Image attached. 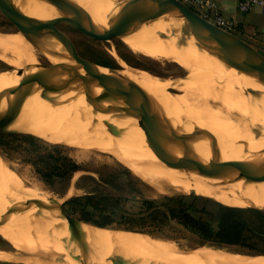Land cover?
<instances>
[{
    "label": "bare ground",
    "instance_id": "1",
    "mask_svg": "<svg viewBox=\"0 0 264 264\" xmlns=\"http://www.w3.org/2000/svg\"><path fill=\"white\" fill-rule=\"evenodd\" d=\"M73 1L99 25L107 26L115 19L128 27L132 32L119 39L135 56L159 63L170 61L185 72L183 77L172 79L123 64L117 70L126 83L140 86L154 100L178 132L187 133L194 128L208 131L216 140L215 158L236 162L239 177L247 170L241 163L244 160L250 159L256 165L260 161L264 163V86L215 57L210 38L203 40V35H193L183 19L175 16L164 15L147 21L150 11L140 0ZM15 3L43 27L48 38L41 41L46 47L62 52L56 38V10L41 0H15ZM0 12L3 13L1 6ZM9 35L10 54L7 48L4 50L8 56L2 49L5 42L0 49L4 53L0 52L7 57L0 58L5 57L4 62L13 68L0 71V111L10 103L12 91L19 86L22 76L36 70L41 58L19 31ZM45 58L51 63L74 64L48 54ZM118 62L121 64V60ZM100 71L108 72L101 66ZM62 79L60 90L47 94L50 100L40 97L39 92L27 96L9 128L34 134L52 144L79 149L74 153L76 158L109 150L114 159L160 194L193 191L227 205L261 207L264 204V181H247L236 178L238 175L209 178L166 165L149 147L136 118L117 112H100L89 103L79 83L64 75ZM166 88L178 93L171 94ZM19 90L25 92L28 87ZM96 92H100V88ZM189 146L198 160L211 159L207 136L193 139ZM165 147L167 152L180 156L178 147L169 144ZM76 192L71 182L62 197ZM50 196L30 182L24 171L0 156V236L12 248L11 253L0 250V261L111 264L113 258V264H134L138 260L143 264H264L263 253L204 245L179 250L173 240L144 233L95 227L83 222L79 226H68L58 209L52 206ZM28 199H35L40 209L31 206ZM8 214L13 217L4 222L2 215ZM80 230L87 244V262L76 254Z\"/></svg>",
    "mask_w": 264,
    "mask_h": 264
},
{
    "label": "water",
    "instance_id": "2",
    "mask_svg": "<svg viewBox=\"0 0 264 264\" xmlns=\"http://www.w3.org/2000/svg\"><path fill=\"white\" fill-rule=\"evenodd\" d=\"M41 1L51 5L57 12L55 30L58 33L56 38L62 46V52H56L46 47L41 41L43 38H48L43 27L35 18L23 13L17 7L15 0H0V6L3 9V13H0L8 19L16 31H19L34 46L40 57L46 59V63L40 62L38 66H35L36 70L22 76L19 80V86L15 91H12L13 96L10 103L6 105L3 111H0V133H22L10 129L9 126L20 112L26 97L33 92H39L40 97L50 100L47 94L60 90L64 75L84 88L89 103L100 112H117L136 118L138 125L144 131L149 147L166 165L196 172L209 178L238 175L236 162L219 161L215 158L217 148L213 135L206 130L197 128L187 133L178 132L177 127H173L154 100L140 86L126 83L122 75L117 72L118 69L103 66L80 55L73 41L58 28V25L70 27L86 37L102 43L112 42L114 39H119L120 36L129 34L132 31L128 27L115 19L109 21L107 26L99 25L84 8L73 0ZM140 2L150 11L147 21L164 15L182 18L193 35H203V40L205 37L212 40L214 56L221 62L240 73L254 77L264 86V54L252 44L235 33L223 30L205 20L179 0H140ZM132 9L133 7H129V10ZM45 54L66 58L74 64L67 62L51 63L45 58ZM100 66L107 68L108 72L100 71ZM25 86L28 87L27 91L19 90ZM97 88H100V92H96ZM201 136H207L210 140L212 157L207 162L195 158L189 146L190 141ZM168 144L178 147L181 150L180 156L167 152L165 146ZM241 163L247 167V170L243 177L238 175L236 178H243L252 182L264 181L263 162L260 161L256 165L247 159ZM207 198L214 199L212 197ZM28 202L31 206L40 209L35 199H28ZM51 203L58 209L60 217L66 220L68 226H79L80 222L87 223L66 211L63 203L55 199H51ZM235 207L254 209L264 213V204L261 207L251 204ZM4 218L6 216L2 219L4 220ZM78 249L80 259L87 262L88 249L82 231ZM112 262L115 263V259L112 258Z\"/></svg>",
    "mask_w": 264,
    "mask_h": 264
},
{
    "label": "rangeland",
    "instance_id": "3",
    "mask_svg": "<svg viewBox=\"0 0 264 264\" xmlns=\"http://www.w3.org/2000/svg\"><path fill=\"white\" fill-rule=\"evenodd\" d=\"M58 28L73 41L80 55L94 62L106 60L110 65L109 68L112 67L115 69H120L123 64L126 66L128 65L130 67L148 71L156 75L157 77H171L173 79L178 77L180 78L185 75V72L173 62L165 61L159 63L142 56H135L128 48V46L124 44L120 39H114L112 42L102 43L94 41L70 27L59 24ZM11 32L13 33L17 31L15 30V27L8 21V19H6L5 16L0 13V41L2 42H0V49L2 48V44L6 42V44L3 45L2 49L5 52V55L7 54V56L8 53L10 54L9 50L11 49L9 46L10 42H8L11 40L9 37V34H11ZM6 34H8L9 36ZM235 34L238 35L237 33ZM6 48L7 50L9 49L8 53H6V50H4ZM3 51L1 52L4 53ZM113 52L114 54H112ZM261 52L264 54V50H262ZM2 53L0 56H5L2 55ZM5 57L4 59L0 58V71H4L5 69H9V67H11L8 63L4 62ZM118 59L121 60V64L118 62ZM40 62L46 63V59L41 57ZM167 89L168 88H166V91L171 94L178 93V91L174 89ZM10 134L15 136L6 137L3 139L5 142L0 144V156L5 159L11 166L24 171L25 177L30 182H33V184H36L41 191L49 194V196L51 195L53 197L51 199L61 200L60 203L63 204L70 198L81 196L84 194H93L97 198L104 195L120 197L123 211H118V214H121L122 212L136 211L138 209V202L136 201V199L157 198L162 195H197L199 196L196 199L197 206H205L211 211H215L216 209V205L214 203H219V201L217 200H209V198H207L206 196L195 194L196 192L193 193V191H185L182 193L169 192L166 194L157 193L153 191L149 185L133 175L127 168H125L121 163L114 159L113 156L109 153V150L98 155L93 153L95 155L88 154L89 156L86 155L85 157L76 158L74 153L79 152V149H76L72 146L52 144L35 136L34 134L29 133ZM23 136H30V138H24ZM107 145L112 148L109 143ZM63 158H67L77 164L78 170L72 172L69 176L58 173V171L62 170L59 169V166H61ZM36 168L42 173L40 174L36 172ZM71 178H73V180ZM69 181L70 183L72 182L73 186L77 189V192L75 193V195L63 199L66 190L70 186ZM1 205L4 206L5 203ZM63 207L65 210H68L70 205H63ZM18 211L20 212L21 210L18 209ZM69 213L74 217L80 219L78 210H69ZM10 214L2 215L3 217L6 216V218H4L3 220L4 222L10 221L9 219L12 216ZM87 224L93 226L89 223ZM34 225L35 224H33V227ZM107 228L125 230L115 226H110ZM147 229L150 230L151 233L131 230L126 231L144 233L151 237L168 239L170 241L173 240V243H175L177 249L179 250H187V248L197 245H204L208 246L209 248L217 249H235L239 251L242 250L248 253H254L252 252V249L254 248L264 250V240L254 238L247 240V244H249V246H223L227 248H218L215 246H211L203 243L197 235L189 231L186 227L178 224L176 221H170L161 227L157 226ZM0 250L7 253H11L12 251V248L5 242V240L1 236ZM76 254L78 255V257L80 256L79 252H76ZM59 259V262L63 263V259ZM110 262L111 264H113L112 261ZM11 264L26 263L12 261ZM134 264L143 263L138 260L134 262Z\"/></svg>",
    "mask_w": 264,
    "mask_h": 264
},
{
    "label": "trees",
    "instance_id": "4",
    "mask_svg": "<svg viewBox=\"0 0 264 264\" xmlns=\"http://www.w3.org/2000/svg\"><path fill=\"white\" fill-rule=\"evenodd\" d=\"M96 63L110 67L106 60ZM10 136L15 135L0 133V144L5 142L4 138ZM61 166L59 169L62 170L58 173L67 176L78 170L77 164L67 158H63ZM35 171L42 173L37 168ZM198 197L162 195L157 198L136 199L138 209L121 214H118V211L122 210L120 197L104 195L97 198L93 194H84L70 198L63 205H70L66 210L68 212L78 210L80 219L95 227L115 226L125 230L151 233L147 228L161 227L170 221H176L197 235L203 243L218 248L228 245L249 246L247 240L252 238L264 240V213L218 202L214 203L215 211H211L205 206H197ZM252 252L264 254L263 249L254 248Z\"/></svg>",
    "mask_w": 264,
    "mask_h": 264
},
{
    "label": "crops",
    "instance_id": "5",
    "mask_svg": "<svg viewBox=\"0 0 264 264\" xmlns=\"http://www.w3.org/2000/svg\"><path fill=\"white\" fill-rule=\"evenodd\" d=\"M217 5L224 16L236 20L235 33L258 50H264V13L257 6L241 13L237 9L236 0H217Z\"/></svg>",
    "mask_w": 264,
    "mask_h": 264
},
{
    "label": "built area",
    "instance_id": "6",
    "mask_svg": "<svg viewBox=\"0 0 264 264\" xmlns=\"http://www.w3.org/2000/svg\"><path fill=\"white\" fill-rule=\"evenodd\" d=\"M210 23L223 30L234 33L236 20L233 17L224 16L217 5V0H179ZM239 12H248L253 6H257L264 13V0H236ZM0 264H11V262L0 261Z\"/></svg>",
    "mask_w": 264,
    "mask_h": 264
}]
</instances>
